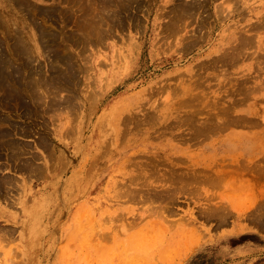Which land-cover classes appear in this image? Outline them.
<instances>
[{
  "label": "rangeland",
  "instance_id": "374dc122",
  "mask_svg": "<svg viewBox=\"0 0 264 264\" xmlns=\"http://www.w3.org/2000/svg\"><path fill=\"white\" fill-rule=\"evenodd\" d=\"M78 1L30 0L28 8L19 11L12 9L10 5L7 7L5 0H0V39L8 56L15 51V36L23 34L27 38L31 32L37 33L44 27L45 32L50 29L53 34L56 33L57 41L53 47L49 46L51 49L41 47V53L33 57L32 65L40 64L41 76L52 80L53 63L59 72L68 67L64 62H56L53 58H57V54L66 56L68 53L67 56L72 60V67L68 69L74 72L72 78L68 79L69 82L57 79L56 82L59 83L52 85L56 90L52 86H49L48 91L41 88L39 92L44 95V101L41 100L38 104H33L31 92L27 89L24 92L27 106L25 102L20 104L23 103L21 98L11 101L12 106L4 102L0 93V115L10 114L6 116V124L3 122L5 126L9 122L8 128L2 123L1 125L13 129V137L20 139L18 143L23 146L26 143L27 152L25 150L22 160L25 157L30 160L33 156L30 161L35 162L34 166L44 169L38 174L36 170H23L19 157L9 159L5 150L0 155V167H4L0 169V177L3 181H10L4 184L7 193L4 187L0 191V264H264V23H261L264 22V0H131V4L130 0H121L118 7L112 5L110 8L106 7L109 9L99 11H95L99 7L98 0L93 3L91 0ZM193 2L196 3L194 6ZM74 4H80L81 10ZM198 5H201V10ZM244 5L247 7L245 10ZM36 7L41 9L36 10ZM189 7L193 13L189 11ZM112 8H116L112 10L114 13H111ZM30 9H33L32 14ZM179 10L183 15L177 12ZM34 11L38 15L33 18ZM89 11H93L91 15ZM96 12L103 15L105 21H95L93 15H97ZM46 13L50 14L47 16ZM173 14H176L177 19ZM87 16H91L93 24L88 21ZM32 20H35V24ZM82 20L86 22L83 23ZM171 22L174 28L173 24L170 26L174 30L168 27ZM94 26L101 29L106 26L102 30L106 35L101 37H106L102 39V42L105 40L103 43L101 39H95V35L92 36L95 33L90 28ZM166 27L169 29L166 30ZM16 29L20 32L15 31ZM50 31L48 34H51ZM238 31L251 36L255 41L251 39V44H245ZM68 38L72 40L69 41ZM9 41L14 42L10 45ZM94 41L96 44L92 43ZM235 45L251 48L246 52L252 51L249 54L256 55L260 52V56L253 54V58L249 57L245 50V53L239 55L238 50L234 49ZM232 53L237 59L233 58ZM15 54L16 51L11 56L13 62L18 63L19 60L21 63V58ZM227 56L231 57L227 60ZM25 58L24 61H28ZM210 62L211 64H207ZM219 68L223 69L219 72ZM234 82H237L236 85ZM252 86L258 89L255 90ZM51 89L53 91L49 92ZM226 91L229 93H225ZM187 92L195 96H190ZM45 94L52 95L46 97ZM241 99L244 100L241 102ZM52 100L60 103L49 109L48 105ZM69 101L78 103L73 106L72 102L70 107H66L64 102ZM192 101L196 106H193ZM189 102L194 109L196 107V111L202 113H196ZM31 104L32 109L28 110ZM224 105L229 111L232 109L230 114L250 117L253 122L244 123L246 127L227 124L228 127L225 125L224 130L217 128V131L215 127L214 131L207 130L208 133L196 132V124L207 122V117L209 121L212 114L217 113L213 116L220 117H216L219 123L220 120H225L227 117L224 119L219 115L222 111L227 116ZM147 113L152 114L151 119ZM185 113L197 117L194 120L187 115L189 118L185 120ZM125 115H133L140 124H134ZM157 115L159 120L155 121L158 119ZM101 120L105 123H101ZM184 120L187 125L183 124ZM192 120L196 124H192ZM211 120L214 121L215 118L211 117ZM255 120L257 123L254 125ZM16 121L17 127L14 124ZM173 121L177 123L174 124ZM173 125L176 128L172 129L175 127ZM170 126L169 133L166 131L164 134L163 128ZM16 130L22 134H17ZM179 133L183 134L179 136ZM185 137L191 140L182 141ZM43 139L46 142L49 140L44 144ZM87 168L90 172L88 176ZM25 172L27 176H24ZM178 177L184 181L181 182ZM126 184L130 185V189L126 188ZM135 188L139 189L136 191ZM129 190L133 195L134 192H139L133 197L137 203L134 200L132 202ZM127 191L131 198L127 196L128 193L124 194ZM146 192L151 193L148 195L154 194L158 199H146ZM142 194L145 195V200L140 196ZM7 197H11L9 201L12 204H8ZM43 198H48L47 204L53 201L43 207L46 204L42 201ZM128 198L131 202L127 201ZM119 214L124 217L121 215L120 218ZM113 215L114 218L117 217L114 219ZM34 218L36 223L32 224Z\"/></svg>",
  "mask_w": 264,
  "mask_h": 264
},
{
  "label": "bare ground",
  "instance_id": "6f19581e",
  "mask_svg": "<svg viewBox=\"0 0 264 264\" xmlns=\"http://www.w3.org/2000/svg\"><path fill=\"white\" fill-rule=\"evenodd\" d=\"M69 1H70V0H69ZM77 1H78V0H77ZM86 1H87V0H86ZM93 1H94V0H91L92 3H93ZM96 1H97V0H96ZM178 1H179V0H178ZM183 1H184V0H183ZM186 1H187V0H186ZM192 1H193V0H192ZM197 1H198V0H196L195 2H197ZM204 1H205V0H204ZM207 1H208V0H207ZM210 1H211V0H210ZM227 1L229 2V0H227ZM236 1H237V0H236ZM236 1H235V2H236ZM5 2H6V4H7V7L10 5V7H11L12 9H14V10L17 9V10H19V11H20V10L23 11V10H26V7L29 5L28 2H30V0H5ZM78 2H80V0H79ZM81 2H82V1H81ZM83 2H84V0H83ZM88 2H89V0H88ZM91 2H90V3H91ZM94 2H95V1H94ZM97 2H99V7L101 6V7H103V8L100 7V9H99V7L97 6L98 9L95 10V11H99V10L104 9V8H105V9H109V8H110L109 6H112V5H113L112 7H116L117 5H119V2H121V0H119L118 2H117V0H98ZM97 2H96V3H97ZM116 2H117V3H116ZM122 2H124V1L122 0ZM147 2H148V1H147ZM181 2H182V1H181ZM199 2H200V0H199ZM202 2H203V0H202ZM202 2H201V3H202ZM205 2H206V1H205ZM235 2H234V3H235ZM237 2H238V1H237ZM32 3H33V2H32ZM74 3H76V0H75ZM92 3L90 4V6L93 5ZM137 3L141 4L140 2H137ZM149 3H150V2H149ZM179 3H180V2H179ZM182 3H184V2H182ZM186 3H187V2H186ZM189 3H190V2H188V4H189ZM201 3H200V4H201ZM207 3H208V2H207ZM207 3H203V4L205 5V4H207ZM245 3H246V2H245ZM30 4H31V3H30ZM87 4H88V3H87ZM94 4H95V3H94ZM125 4H126V3H125ZM130 4H131V0H130ZM175 4H176V3H175ZM194 4H196V3L193 2V6H194ZM203 4H202V5H203ZM223 4H224V3H223ZM230 4H231V2H230ZM230 4H228V7H229ZM235 4H237V3H235ZM35 5H36V4H35ZM74 5L79 6V7L81 6L80 4H78V5H77V4H74ZM84 5H86V3H85ZM97 5H98V4H97ZM114 5H116V6H114ZM132 5H133V4H132ZM146 5H147V4H146ZM178 5H179V4H178ZM183 5H184V4H183ZM185 5H186V4H185ZM191 5H192V4H191ZM31 6H32V5H31ZM31 6H30V7H31ZM33 6H34V5H33ZM33 6H32V7H33ZM36 6H37V5H36ZM86 6H87V5H86ZM88 6H89V4H88ZM120 6H122V5L120 4ZM120 6H119V7H120ZM133 6H134V5H133ZM136 6H137V5H136ZM140 6H141V5H138V7H140ZM142 6H143V5H142ZM148 6H149V4H148ZM172 6H173V5H172ZM193 6H192V7H193ZM219 6H220V5H219ZM237 6H238V5H237ZM244 6H245V5H244ZM259 6H260V5H259ZM79 7H78V9H79ZM91 7H92V6H91ZM106 7H109V8H106ZM117 7H118V6H117ZM123 7H124V6H123ZM126 7H127V5H126ZM173 7H174V6H173ZM178 7H179V6H178ZM184 7H185V6H184ZM187 7H188V6H187ZM187 7H186V8H187ZM190 7H191V6H190ZM190 7H189L188 9H190L189 11L192 12V8H190ZM198 7H199V5H198ZM205 7H206V6H205ZM205 7H204V8H205ZM225 7H227V6H225ZM225 7H224V8H225ZM242 7H243V6H242ZM255 7H257V6H255ZM260 7H261V6H260ZM27 8H28V7H27ZM36 8H37V7H36ZM36 8H35V9H36ZM42 8H43V7H42ZM81 8H82V7H80V10H81ZM84 8H85V6H84ZM89 8H90V7H89ZM93 8L96 9L95 6H94ZM127 8H128V7H127ZM136 8H137V7H136ZM175 8H176V7H175ZM181 8H182V5H181ZM186 8H185V10H186ZM195 8H197V6H196ZM199 8H200V10H201V5H200ZM246 8H247V7L245 6L244 10H245ZM35 9H34V10H35ZM38 9L40 10L41 8H37L36 10H38ZM85 9H86V8H85ZM113 9H114V8H112V9H110V10L112 11ZM125 9H126V8H125ZM179 9H180V7H179ZM220 9H221V8H220ZM225 9H226V8H225ZM227 9H228V8H227ZM241 9H242V8H241ZM14 10H13V11H14ZM36 10H35V11H36ZM80 10H79V11H80ZM82 10H83V9H82ZM87 10H88V9H87ZM91 10H92V8H91ZM114 10H116V8H115ZM131 10H133V9H131ZM180 10H181V9H180ZM180 10L177 11V12H180ZM203 10H204V9H203ZM218 10H219V9H218ZM222 10H223V9H222ZM27 11H28V9H27ZM29 11H30V13H31V11H33V9H30ZM35 11H34V12H35ZM44 11H45V10H44ZM105 11H106V10H105ZM127 11H128V9H127ZM172 11L174 12L175 9H173ZM172 11H170V12H172ZM193 11H194V9H193ZM240 11H241V10H240ZM0 12H1V11H0ZM41 12H42V11H40V13H41ZM47 12H48V11H47ZM49 12H50V11H49ZM52 12H53V11H52ZM80 12H81V11H80ZM90 12H91V13H90ZM92 12H93V11H89L90 15L92 14ZM109 12H110V11H109ZM137 12H139V11H137ZM187 12H188V11H187ZM198 12H199V9H198ZM198 12H197V13H198ZM221 12H222V11H221ZM249 12H250V11H249ZM13 13H14V12H13ZM26 13H28V12H26ZM35 13H36V12H35ZM35 13H34V16H32L33 18H34L36 15H38L37 13H36V14H35ZM40 13H39V14H40ZM56 13H57V12H56ZM81 13H83V12H81ZM85 13L87 14V11L84 12V14H85ZM89 13H88V14H89ZM96 13H97V12H96ZM101 13H102V11H101ZM105 13L107 14V12H105ZM111 13H114V12L112 11ZM111 13H109V14H111ZM117 13H119V12H117ZM121 13H122V12H121ZM183 13H186V12H184V10H183ZM192 13H193V12H192ZM19 14H20V13H19ZM24 14H25V13H24ZM31 14H32V13H31ZM31 14H30V15H31ZM49 14H50V13H49ZM49 14L46 13L45 15L48 16ZM86 14H85V15H86ZM94 14H95V12H94ZM128 14H129V13H128ZM133 14H134V12H133ZM168 14H169V13H168ZM177 14H178V13H177ZM180 14H181V12H180ZM180 14H179V15H180ZM188 14H189V13H187V15H188ZM194 14H196V10H195ZM51 15H52V14H51ZM107 15H108V14H107ZM111 15H112V14H111ZM119 15H120V14H119ZM130 15H131V13H130ZM171 15H172V14H171ZM171 15H169L170 18L172 17ZM181 15H183V14H181ZM184 15H185V14H184ZM52 16H53V15H52ZM78 16H79V15H78ZM83 16H84V15H83ZM115 16L118 17L117 15H115ZM121 16H122V15H121ZM123 16H125V15H123ZM123 16H122V17H123ZM136 16H137V15H136ZM136 16H135V17H136ZM166 16H168V15H166ZM173 16H174V18L177 19V17H175L176 14H175V15L173 14ZM188 16H189V15H188ZM190 16H191V14H190ZM21 17H22V16H20V18H21ZM28 17H29V16H26V18H28ZM54 17H55V16H54ZM81 17H82V16H81ZM87 17L89 18V19H88V21H89V20L91 19V18H90L91 16H87ZM93 17H94V20H95V19H96V20L98 19L100 22L103 21V20L105 21V19H106V18L104 19L103 15L98 14V13H97V15H93ZM184 17H185V16H184ZM18 18H19V17H18ZM47 18H48V17H47ZM55 18H56V17H55ZM77 18H78V17H77ZM79 18H80V17H79ZM83 18H84V17H83ZM83 18H81V19H83ZM85 18H86V17H85ZM124 18H125V17H124ZM124 18H123V19H124ZM137 18H138V17H137ZM139 18H140V17H139ZM178 18H179V16H178ZM180 18H181V16H180ZM186 18H187V17H186ZM186 18H183V20L186 19ZM50 19H52V17H51ZM53 19H54V18H53ZM66 19H67V18H66ZM86 19H87V18H86ZM113 19H114V18H113ZM120 19H122V18H120ZM130 19H131V17H130ZM133 19H134V18H133ZM259 19H260V18H259ZM263 19H264V18H263ZM22 20H23V19H22ZM29 20H30V19H29ZM54 20H55V19H54ZM96 20H95V21H96ZM115 20H116V19H115ZM174 20H175V19H174ZM174 20H172V21H174ZM178 20H180V19H178ZM2 21H3V20H2ZM32 21H33V20H32ZM32 21H31V22H32ZM34 21H35V20H34ZM34 21H33L32 23H34ZM82 21H84V20H82ZM90 21L92 22V20H90ZM122 21H123V20H122ZM138 21H139V20H138ZM138 21H136V22H138ZM169 21H170V20H169ZM181 21H182V20H181ZM258 21H259V20H258ZM258 21H257V22H258ZM260 21H261V20H260ZM38 22H39V21H38ZM85 22H86V20H85L83 23H85ZM253 22H254V21H253ZM257 22H256V23H257ZM26 23H27V22H26ZM93 23H94V22H92V24H93ZM103 23H104V22H103ZM103 23H102V24H103ZM109 23H110V22H109ZM119 23H120V22H119ZM119 23H118V24H119ZM132 23H133V22H132ZM175 23H176V22H175ZM177 23H178V22H177ZM182 23H183V22H182ZM184 23H185V22H184ZM184 23H183V24H184ZM219 23H220V22H219ZM261 23H264V22H261ZM34 24H35V23H34ZM78 24H79V23H78ZM87 24H88V23H87ZM99 24H100V23H99ZM115 24H116V23H115ZM118 24H117V26H118ZM138 24H139V23H138ZM171 24H173V23L171 22V23L168 25V27H169ZM204 24H205V23H204ZM252 24H253V23H252ZM6 25H7V23H6ZM39 25H41V24H39ZM95 25H97V23H96ZM100 25H101V24H100ZM104 25H106V24L104 23ZM104 25H103V26H104ZM120 25H121V24H120ZM139 25H140V24H139ZM250 25H251V24H250ZM254 25H255V23H254ZM256 25H257V24H256ZM36 26H38V25L36 24ZM80 26H81V24H80ZM88 26H89V25H88ZM90 26H91V24H90ZM92 26H93V25H92ZM107 26H108V25H107ZM113 26H115V25L113 24ZM122 26H123V23H122ZM220 26H221V25H220ZM247 26H248V25H247ZM251 26H252V25H251ZM257 26H258V25H257ZM8 27H9V26H8ZM41 27H42V26H41ZM84 27H85V26H84ZM105 27H106V26H105ZM105 27H104V28H105ZM108 27H109V26H108ZM170 27H171V26H170ZM172 27L174 28V24H173ZM172 27H171V28H172ZM175 27H176V26H175ZM177 27H178V24H177ZM182 27H183V26H182ZM244 27H245V26H244ZM252 27H253V26H252ZM258 27H259V26H258ZM20 28H21V27H20ZM30 28H31V27H30ZM43 28H44V27H43ZM43 28L39 29V31H38L37 33L31 32L32 34L30 33L31 35H30L29 37H27V38H26L25 35H23V34L20 35V36H15V38L17 37V38L15 39V40H16V41H15V51L17 52V54H15V55H18V56L21 58V61H22L21 63H19V62H20L19 60H18V63L16 62L17 64H16L15 62H13L14 59H13L11 56H12V54H13L15 51L13 50V51H12L13 53L11 52V54H10L11 56H8L9 54H8V55L6 54V53H7V49L4 51V48L2 47V43H3V42H2V39H0V93H2V96H1V95H0V96H1V98L4 100V102H8V103L11 104V101L16 100V99H17V100H18V99L20 100V98H21V99H22L21 101H23V103L20 102V104L23 105L24 102H25V103H26L25 106H27L28 103H27V99L25 98V93H24L25 90L27 89V90H29V91L31 92V97H32V98H31V99H32L31 101L34 102L33 104H36V103L38 104L41 100H43V96H44L43 94H42V95L40 94L41 92H39V91L41 90V88H42V89H43V88H46V90H47V89L49 88V86L51 87V86L56 82L57 79H58V80H60V79H61V80H62V79H63V80H64V79H65V80H68V79H71V78H72L74 72L69 71L70 69H68V67H69V68L72 67V60L67 56V55H68L67 52H66V53H67L66 56H65V55L60 56V55L57 54V55H56L57 58H53V59H56V62H57V61L60 62V63H61V62H64V64H65V65L67 64L68 67H67V68H64V67H66V66L64 65V67H62V68H64V69H63L61 72H59V69H57V66H55V64L52 62V63H53V67L51 68V70H53V72H52V74H53L52 76H53V77L51 76L52 80L49 79V78H45V77L41 76L42 70H41V65H40V64H38L37 66L34 65V64L32 65V63H34L32 59H34L33 57L36 56L37 54H40V53H41V51H40V48H41V47H44L45 49H48V48L51 49V47H49V46L52 45V47H53V45H55V42L57 41V39H55V38H57V37H55V34H56V33L53 34V33L50 31V29H49L48 31H50L51 34H48V31L45 32V29H43ZM104 28L102 27V29H101V27L99 28V26H94V27L90 28V30L92 29L91 32L95 33V34H92V36L95 35L94 38H95V39H98V38H99V39H101V42H102V39H103V38L106 39V37H104V36H103V38H101L102 35L104 34L103 31H102V30H104ZM173 28H172V29H173ZM255 28H256V27H254V29H255ZM261 28H262V27H261ZM46 29H47V27H46ZM78 29H79V28H78ZM108 29H109V28H108ZM168 29H169V28H168ZM168 29H167V27H166V30H168ZM180 29H181V28H180ZM249 29H250V28H249ZM249 29H248V30H249ZM254 29H253V30H254ZM259 29H260V28H259ZM259 29H256V30H259ZM17 30H18V29H16L15 31H17ZM19 30H20V29H19ZM35 30H36V27H35ZM109 30H110V29H109ZM173 30H174V29H173ZM253 30H252V31H253ZM10 31H11V30H10ZM54 31H55V30H54ZM54 31H53V32H54ZM78 31H80V30H78ZM81 31H82V30H81ZM81 31H80V32H81ZM87 31H89V30H87ZM170 31H171V30H170ZM11 32H12V31H11ZM13 32H14V31H13ZM17 32H20V31H17ZM57 32H58V31H57ZM104 32H105V31H104ZM106 32H108L107 29H106ZM238 32H239V31H238ZM242 32H243V30H242ZM242 32H239V33H241V35H240L241 38L243 37L242 39H244V40H242V41H244L245 44L248 43V42H249V44H251L250 42H252L251 39H253V38H250L251 36L248 37V36L242 34ZM244 32H246V31H244ZM249 32H250V31H249ZM15 33H16V32H15ZM15 33H14V34H15ZM88 33H89V32H88ZM110 33H111V30H110ZM172 33H173V32H172ZM255 33H256V31H255ZM24 34H25V33H24ZM57 34H58V36H59V33H57ZM82 34H83V33H82ZM89 34H90V33H89ZM89 34H87V35H89ZM107 34H108V33H107ZM245 34H246V33H245ZM252 34H254V33L252 32ZM256 34H257V33H256ZM16 35H17V34H16ZM18 35H19V34H18ZM78 35H79V34H78ZM85 35H86V33H85ZM85 35H84V37H85ZM87 35H86V36H87ZM104 35H105V34H104ZM254 35H255V34H254ZM0 36H1V35H0ZM10 36H12V35H10ZM69 36H70V35H69ZM82 36H83V35H82ZM105 36H106V35H105ZM107 36H108V35H107ZM13 37H14V36H13ZM67 37H68V35H67ZM80 37H81V36H80ZM80 37H79V38H80ZM89 37H90V35H89ZM255 37H256V36H255ZM86 38H87V37H86ZM90 38H91V37H90ZM90 38H89V39H90ZM92 38H93V37H92ZM241 38H240V39H241ZM11 39H12V38H11ZM13 39H14V38H13ZM61 39H62V38H61ZM68 39H69V41L72 40V39L70 40V38H68ZM80 39H81V38H80ZM83 39H85V38H83ZM89 39H88V40H89ZM194 39H195V38H194ZM238 39H239V38H238ZM263 39H264V38H263ZM59 40H60V39H59ZM63 40H64V39H63ZM66 40H67V39H66ZM91 40H92V39H91ZM195 40H196V39H195ZM253 40H254V39H253ZM256 40H257V39H256ZM74 41H75V39L73 40V42H74ZM97 41H100V40H97ZM104 41H105V40H104ZM104 41H103V42H104ZM242 41H241V43H242ZM254 41H255V40H254ZM9 42H10V41H9ZM9 42H8V43H9ZM13 42H14V41H13ZM13 42H10V45H12ZM103 42H102V43H103ZM263 42H264V40L262 41V44H263ZM70 43H72V42H70ZM80 43H82V42H80ZM80 43H79V44H80ZM87 43H88V42H87ZM87 43H83V45H84V44H87ZM92 43H95V41L92 42ZM59 44H60V43H59ZM75 44H76V42H75ZM95 44H96V43H95ZM98 44H99V42H98ZM237 44H238V43H237ZM237 44H236V45H237ZM249 44H248V45H249ZM254 44H255V42H254ZM61 45H63V44L61 43ZM66 45H67V44H66ZM77 45H78V44H77ZM80 45H81V44H80ZM236 45H235L234 47H236ZM260 45H261V44H260ZM260 45H259V46H260ZM3 46L6 47L5 45H3ZM67 46H68V45H67ZM67 46H64V48H66ZM73 46H74V44H73ZM78 46H79V45H78ZM239 46H240V45H239ZM239 46H237L236 48H234V49L238 50L237 54H239V55H240L242 52H244V50H245V52H246V50L248 51V49H251V48L245 49V48H241L242 46H241V47H239ZM249 46L251 47V45H249ZM12 47H13V46H12ZM60 47H61V46H60ZM62 47H63V46H62ZM68 47H69V46H68ZM253 47H254V46H253ZM260 47H262V45H261ZM55 48H56V47H55ZM58 48H59V47H58ZM58 48H57V49H58ZM82 48H83V47H82ZM232 48H233V45H232ZM240 48H241V49H240ZM263 48H264V47H263ZM263 48H262V49H263ZM227 49H228V47H227ZM54 50L56 51V49H54ZM54 50H53V53H54ZM61 50H62V49H61ZM66 50H67V49H66ZM42 51H43V50H42ZM46 51H47V50H46ZM49 51H50V50H49ZM63 51L65 52V50H63ZM67 51H68V50H67ZM59 52L62 53L61 51H59ZM59 52H58V53H59ZM83 52H84V51H83ZM224 52H225V51H224ZM229 52H230V51H229ZM233 52H234V50H233ZM245 52H244V53H245ZM249 52H252V51H249ZM249 52H246V53L249 54ZM255 52H257V51H255ZM43 53H44V52H43ZM222 53H223V52H222ZM49 54H50V53H49ZM63 54H64V53H63ZM82 54H83V53H82ZM232 54H233V53H232ZM235 54H236V52H235ZM248 54H247V55H248ZM251 54H252V55H251ZM253 54H255V53H250V54H249V57L252 56V58H253V56H254ZM257 54H258V55H256V54H255V55L259 57V56H260V55H259L260 52H258ZM50 55H51V54H50ZM61 55H62V54H61ZM71 55H72V54H70V56H71ZM223 55H225V54H223ZM229 55H231V54L229 53ZM233 55H234V54H233ZM247 55H246V56H247ZM51 56H52V55H51ZM219 56H220V55H219ZM219 56H218V57H219ZM25 57L28 59V61H26V62L24 61V58H25ZM54 57H55V55H54ZM86 57H87V55H86ZM215 57H216V55H215ZM215 57H214V59H215ZM228 57H231V56H227V60H228ZM242 57H243V56H242ZM20 58H19V59H20ZM26 58H25V59H26ZM216 58H217V57H216ZM220 58H222V56H221ZM223 58H224V56H223ZM225 58H226V57H225ZM233 58L237 59V58L235 57V55H234ZM233 58H232V59H233ZM247 58H248V57H247ZM85 59H86V58H85ZM214 59H213V60H214ZM235 59H234V60H235ZM238 59H239V57H238ZM249 59H250V58H249ZM217 60H218V59H217ZM217 60H215V61H217ZM227 60H226V61H227ZM239 60H241V59H239ZM213 62H214V61H213ZM219 62H220V61H219ZM52 63H50V64H52ZM214 63H215V62H214ZM217 63H218V61H217ZM224 63H225V62H224ZM227 63H228V62H227ZM233 63H234V62H233ZM56 64H57V63H56ZM58 64H59V63H58ZM62 64H63V63H62ZM207 64H211V62H210V63H207ZM207 64H206V65H207ZM212 64H213V63H212ZM229 64H231V63L229 62ZM201 65H202V64H201ZM214 65H215V64H214ZM220 65H221V63H220ZM222 65H223V63H222ZM224 65H225V64H224ZM224 65H223V66H224ZM203 66H204V65H203ZM203 66H202V67H203ZM49 67H50V66H49ZM202 67H201V68H202ZM208 67H211V66H208ZM227 67H228V66H227ZM230 67H231V66L229 65L228 68H230ZM58 68H59V67H58ZM76 68H77V67H76ZM88 68H89V67H88ZM206 68H207V66H206ZM213 68H215V67L213 66ZM216 68H217V67H216ZM223 68H225V67H223ZM223 68H222V69H223ZM228 68H227V69H228ZM80 69H81V68H80ZM89 69H90V68H89ZM202 69H203V68H202ZM222 69L219 68L218 71H219V70H222ZM227 69H226V70H227ZM86 70H87V72L89 71L88 69H86ZM78 71H79V70H77V73H78ZM80 71H81V70H80ZM205 71H206V70H205ZM219 72H220V71H219ZM221 72H222V71H221ZM243 72H244V71H243ZM49 73H50V72H49ZM77 73H75V76L77 75ZM50 74H51V73H50ZM61 74H63L65 77H64V78L61 77V76H63V75H61ZM78 74H79V73H78ZM209 74H210V73H209ZM211 74H212V73H211ZM214 74H215V73H214ZM217 74H218V73H217ZM219 74H220V73H219ZM244 74H248V73H244ZM212 75H213V74H212ZM215 75H216V74H215ZM249 75H250V74H249ZM249 75H248V76H249ZM45 76H46V74H45ZM78 76H79V75H78ZM78 76H77V77H78ZM245 76H246V75H245ZM245 76H244V79H245ZM46 77H47V76H46ZM214 77H215V76H214ZM246 77H247V76H246ZM249 77H251V76H249ZM74 78H75V77H74ZM74 78H73V80H75ZM78 79H79V78H78ZM242 79H243V78H242ZM247 79H248V78H247ZM65 80H64V81H65ZM76 80H77V79H76ZM234 81H235V80H234ZM242 81H243V80H242ZM242 81L237 80V82H242ZM245 81H247V80H245ZM249 81H250V79H249ZM57 82L59 83V81H57ZM57 82H56V83H57ZM60 82H61V81H60ZM65 82H66V81H65ZM68 82H69V80H68ZM71 82H72V81H71ZM226 82H227V81H226ZM232 82H233V81H231V84H232ZM237 82H234L235 85H236ZM243 82H244V81H243ZM222 83H223V81H222ZM246 83H248V82H246ZM61 84H62V83H61ZM217 84H218V83H217ZM217 84H215V85H217ZM54 85H56V84H54ZM64 85H65V84H64ZM218 85H219V84H218ZM233 85H234V84H233ZM238 85H239V84H238ZM241 85H244V84H241ZM221 86H222V85H221ZM223 86H224V85H223ZM226 86H227V83L225 84V87H226ZM239 86H240V85H239ZM244 86H245V85H244ZM244 86H243V87H244ZM249 86H250V85H249ZM54 87H56V86H54ZM61 87H62V86H61ZM228 87H229V86H228ZM252 87H253V86H252ZM252 87H251V88H252ZM254 87H255V86H254ZM254 87H253V88H254ZM256 87H257V86H256ZM52 88H53V86H52ZM251 88L249 87V89H251ZM262 88H263V87H262ZM53 89H54V88H53ZM59 89H60V87H59ZM158 89H159V88H158ZM221 89H222V88H221ZM237 89H239V87H238ZM241 89H242V87H241ZM244 89H245V88H244ZM249 89H246V90L250 91ZM254 89H255V88H254ZM257 89H258V88H257ZM257 89H255V90H257ZM44 90H45V89H44ZM54 90H56V89H54ZM229 90H230V87H229ZM229 90H228V91H229ZM232 90H233V89H232ZM232 90H230V91H232ZM234 90H235V89H234ZM242 90H243V89H242ZM242 90H241V92H242ZM47 91H48V90H47ZM52 91H53L52 89H51V91L49 90V92H52ZM220 91H221V90H220ZM224 91H225V90H224ZM224 91H223V92H224ZM244 91H245V90H244ZM30 92H29V93H30ZM44 92H45V91H44ZM49 92H48V93H49ZM54 92H55V91H54ZM232 92H233V91H232ZM232 92H231V93H232ZM236 92H237V91H236ZM250 92H251V91H250ZM250 92H249V93H250ZM42 93H43V91H42ZM45 93H47V92H45ZM225 93H229V92L226 91ZM234 93H235V92H234ZM244 93H245V92H244ZM249 93H248V94L246 93V94L249 95ZM187 94H188V92H187ZM192 94H193V93H192ZM223 94H224V93H223ZM242 94H243V93H242ZM47 95H49V94H47ZM47 95L45 94L46 97H47ZM51 95H52V94H51ZM51 95H49V97H51ZM188 95H190V96H195V95H191L190 93H189ZM226 95L228 96V94H226ZM226 95H225V96H226ZM233 95H234V94H233ZM236 95H237V94H236ZM247 95H246V96H247ZM70 96H71V95H70ZM234 96H235V95H234ZM244 96H245V95H244ZM53 97H54V94H53ZM68 97H69V96H68ZM68 97H66V98H68ZM72 97H73V96H72ZM222 97H223V95H222ZM222 97H221V98H222ZM74 98H76V97H74ZM194 98H195V97H194ZM194 98L192 97L191 99H194ZM244 98H245V97H244ZM2 99H1V100H2ZM52 99L54 100V98H52ZM56 99H57V98H56ZM64 99H65V98H64ZM64 99H62V101H63ZM235 99H236V98H235ZM45 100H46V99H45ZM53 100L51 101L52 103H50V104L48 105V107H50L49 109H51L53 106L55 107L56 103L59 102V101H58V102H53ZM57 100H58V99H57ZM57 100H56V101H57ZM60 100H61V99H60ZM65 100H66V99H65ZM67 100H69V99H67ZM72 100H74V99H72ZM89 100H90V99H89ZM185 100H187V99H185ZM185 100H184V101H185ZM194 100H195V99H194ZM221 100H222V99H221ZM243 100H244V99H241L240 101L242 102ZM245 100H246V98H245ZM29 101H30V100H29ZM43 101H44V100H43ZM49 101H50V100H49ZM54 101H55V100H54ZM70 101H71V98H70ZM70 101H69V102H64V104L66 103V107H67V106L70 107V105L72 104V102H73V104H72L73 106H74V104L77 105V103H78V102H77V103H74V101H72V102H70ZM189 101H190V100H189ZM219 101H220V99H219ZM219 101H218V103H219ZM236 101H237V99H236ZM236 101H234V102L236 103ZM2 102H3V101H2ZM17 102H18V101H17ZM45 102H46V101H45ZM45 102H44V103H45ZM90 102H91V101H90ZM94 102H97V101H94ZM186 102H188V101H186ZM186 102H185V103H186ZM215 102H216V101H215ZM225 102H228V100L225 101ZM229 102H230V101H229ZM47 103H48V102H47ZM59 103H60V102H59ZM62 103H63V102H62ZM62 103H61V104H62ZM190 103H191V102H189V106H191V108H193L192 105H190ZM192 103H193V106H194V105L196 106V104H194V101H192ZM221 103H222V102H221ZM3 104H4V103H3ZM14 104H15V103H14ZM16 104L19 105V103H16ZM40 104H41V103H40ZM40 104H39V105H40ZM61 104H60V105H61ZM183 104H184V103H183ZM216 104H217V103H216ZM219 104H220V103H219ZM231 104H232V103H231ZM6 105H7V104H6ZM11 105H12V104H11ZM11 105H10V106H11ZM57 105H58V104H57ZM62 105H63V104H62ZM90 105H91V104H90ZM90 105H89V106H90ZM220 105H221V104H220ZM229 105H230V104H229ZM229 105H228V107H229ZM232 105H233V107H234V104H232ZM12 106H13V105H12ZM12 106H11V108H12ZM30 106H31V107H28V108L26 107V108H27L28 110H31V109H32V104H31ZM33 106H34V105H33ZM41 106H42V105H41ZM63 106H65V105H63ZM73 106H72V108H74ZM186 106H188V104H187ZM230 106H231V105H230ZM54 107H53V108H54ZM75 107H76V106H75ZM142 107H143V105H142ZM197 107H198V106H197ZM224 107H225L224 109L227 110V113L225 112V113L227 114V116L223 115L222 113H224V112H222V111H220L221 114H219V115H220L222 118H224V117H227V118H226V119L224 118L225 120H223V121L220 120L221 123H219L218 120H217V119L220 118V117H218V116H215V117H214V116H213V115H216L217 113H216V114H212V116H209V117H210V120H211V117H213V118H215L216 122H215V120H214V121L211 120L212 122H210V120L208 121V119H207L208 117H207V118L205 119V121L207 120V122H205V123L202 122V123H199V124H196L195 121H194L195 118H196L197 116H195V115H194L195 117H194V116H191V114H189V113H191V112H189V113H185V114H186V116L189 115V116H191L192 118H194V120H192V121H193L192 124H196V125H197V128H195V129H196V132H198V133L201 132V134H203L202 132H204V131L206 132V131L209 130V129H211V131H214V128H215V127H216V128H215L216 130H217V128H220V130H224L225 125H227V124H228V125L230 124L229 126H231V124H232V125L234 124L235 126H236V125H238V126H245L244 123H246V122H247V123H251V122H253V120H250V117H245V116H243V115H241V114H240V115H239V114H234V115L230 114V113H231L230 111H232V109L229 111V108L226 109L227 107H226L225 105H224ZM19 108H20V107H19ZM21 108H22V107H21ZM23 108H24V107H23ZM30 108H31V109H30ZM37 108H38V107H37ZM41 108H42V107H41ZM46 108H47V107H46ZM46 108H45V109H46ZM76 108H77V107H76ZM8 109H9V108H8ZM13 109H14V107H13ZM95 109H96V108H95ZM143 109H144V108H142V110H143ZM195 109H196V107H195ZM195 109L193 108V110H195ZM197 109H198V108H197ZM203 109H204V108H203ZM205 109H206V108H205ZM208 109H209V106H208ZM208 109H206V110L208 111ZM218 109L221 110L219 107H218ZM233 109H235V107H234ZM24 110H25V108H24ZM24 110H22V111H24ZM37 110H38V109H37ZM46 110H47V109H46ZM52 110H53V109H52ZM33 111H34V109H33ZM48 111H49V110H48ZM73 111H76V110L73 109ZM202 111H203V110H202ZM27 112H28V111H27ZM29 112H30V111H29ZM132 112H133V111H132ZM192 112H193V111H192ZM195 112H196V113H197V112L199 113V112H201V111H196V110H195ZM218 112H219V111H218ZM220 112H219V113H220ZM196 113H195V114H196ZM201 113H202V112H201ZM203 113H204V111H203ZM232 113H234V112H232ZM3 114H4V113H3ZM3 114L0 115V155H2V153H4V150H5V151H6L5 153L8 155V158H9V159H10V158H12V159H13V158H16V159H17L18 157L20 158L21 166H20V165H19V166H20L21 168H23V170H24V168H27V169H29V170H34V172H35V170H36V171H37L36 174H38L39 172L42 173V172L44 171V169H39V168H40L39 166H38V168H37L36 166H34V163H35V162L32 163V162L30 161V160L33 158V156H32V158H31L30 160H26L28 157H27V158L25 157L26 159L24 158V160H22V159H23V156H24L23 154H25V150H26V152H27V149L25 148V146H26L25 144H26V143H25L24 146H23V145L20 144V142L18 143V140H20V139L17 140L15 137H13V135L15 134V132H13V133H14V134H13L12 131H11V130H13V129H7L8 126H9V122H8L7 126H5V125L3 124V122H4L5 120H8V118H7L6 116H7L9 113H8L6 116H4ZM24 114H25V113H24ZM132 114H134V113H132ZM145 114H146V113H145ZM193 114H194V112H193ZM9 115H10V114H9ZM31 115H32V114H31ZM107 115H108V114H107ZM135 115H137V113H136ZM147 115H150L149 118L151 119V117H152L151 115H152V114H150V113L148 114V113H147ZM155 115H156V114H155ZM196 115H197V114H196ZM28 116H29V115H28ZM109 116H110V115H109ZM125 116H126V115H125ZM139 116H142V115H139ZM139 116H138V117H139ZM177 116H178V115H177ZM181 116H182V115H181ZM186 116H185V120L189 118L188 116H187V118H186ZM11 117H12V116H11ZM32 117H34V116H32ZM126 117H127V116H126ZM128 117H130V116L128 115ZM128 117H127V118H128ZM153 117H155V119H156V116H153ZM157 117H158V119L155 120V121H158V120H159V116H158V115H157ZM191 117H190V119H191ZM216 117H218V118H216ZM108 118H109V117H108ZM139 118H140V117H139ZM139 118H138V119H139ZM149 118H148V119H149ZM177 118H178V117H177ZM181 118H182V117H181ZM9 119H10V118H9ZM99 119H101V116H100ZM99 119H98V120H99ZM141 119H142V118H141ZM141 119H140V120H141ZM144 119H145V118H144ZM146 119H147V118H146ZM153 119H154V118H153ZM179 119H180V117H179ZM182 119H184V118H182ZM190 119H189V120H190ZM197 119H198V118H197ZM251 119H252V118H251ZM13 120H14V118H13ZM122 120H123V119H122ZM126 120H128V119H126ZM129 120H130L131 122H133L134 124H136V125H138V123L140 122V121L138 122L137 118L134 117L133 115L130 117ZM129 120H128V121H129ZM185 120H184V121H185ZM14 121H15V120H14ZM144 121H146V120H144ZM147 121H148V120H147ZM149 121H150V120H149ZM177 121H178V120H177ZM179 121H181V120H179ZM184 121H183V124H184V125H185V124L187 125V122L185 121L186 123H184ZM187 121H188V120H187ZM190 121H191V120H190ZM196 121H197V120H196ZM11 122H12V120H11ZM11 122H10V123H11ZM17 122H18V121L14 122V124H16ZM103 122H104V120H103ZM103 122H102V120H101V123H103ZM142 122H143V121H142ZM142 122H141V124H142ZM151 122H153V121H151ZM188 122H189V121H188ZM199 122H200V121H199ZM1 123H2L3 126H5V127H7V128L3 127V126L1 125ZM4 123H5V122H4ZM104 123H105V122H104ZM127 123H128V122H127ZM129 123H130V122H129ZM170 123H171V122H170ZM173 123H174V121H173ZM175 123H177V122H175ZM175 123H174V124H175ZM190 123H191V122H190ZM197 123H198V121H197ZM256 123H257V121L255 120L254 125H255ZM5 124H6V123H5ZM11 124H13V123H11ZM19 124H20V123H19ZM139 124H140V123H139ZM147 124H148V123H147ZM158 124H159V122H158ZM167 124H168V123H167ZM180 124H181V123H180ZM215 124H216V125H215ZM17 125H18V124H16L15 126L17 127ZM101 125H102V124H101ZM155 125H156V124H155ZM162 125H164V124H162ZM162 125H161V126H162ZM168 125H170V124H168ZM171 125H172V124H171ZM188 125H190V124L188 123ZM228 125H227V127H228ZM234 125H233V126H234ZM247 125H248V124H247ZM258 125H259V124H258ZM23 126H24V125H23ZM133 126H134V125H133ZM173 126H175V125H173ZM177 126H178V124H177ZM181 126H182V125H181ZM192 126H195V125H192ZM11 127H12V126H11ZM11 127H10V128H11ZM134 127H135V126H134ZM157 127H158V126H157ZM157 127H156V128H157ZM164 127H165V125H164ZM179 127H180V126H179ZM188 127H190V128L193 129V127H191V126H188ZM222 127H223V129H222ZM245 127H246V126H245ZM247 127H249V126H247ZM250 127H252V124L250 125ZM254 127H255V126H254ZM12 128H13V127H12ZM161 128H163V127H161ZM168 128H171V126H170V127L163 128V129H164V132H165L164 134H166V131L168 132ZM174 128H176V126H175V127H172V129H174ZM212 128H213V130H212ZM14 129H15V128H14ZM16 129H17V128H16ZM19 129L21 130L20 127H19ZM19 129H18V130H19ZM159 129H160V128H159ZM185 129H186V128H185ZM25 130H26V129H25ZM190 130H191V129H190ZM14 131H15V130H14ZM16 131H17V130H16ZM21 131H23V130H21ZM69 131H70V130H69ZM69 131H68V132H69ZM156 131H157V129H156ZM209 131H210V130H209ZM211 131H210V132H211ZM217 131H218V130H217ZM25 132H26V131H25ZM25 132H23V133H25ZM187 132H188V131H187ZM196 132H195V133H196ZM20 133L22 134V132H20ZM20 133H18V131H17V134H20ZM168 133H169V132H168ZM192 133L194 134V131H193ZM198 133H197V134H198ZM206 133H208V131H207ZM12 134H13V135H12ZM21 134H20V135H21ZM170 134H171V133H170ZM179 134H180V133H179ZM182 134H183V133H182ZM182 134H180L179 136H181ZM189 134H190V133H189ZM197 134H196V135H197ZM151 135H152V134H151ZM184 135H185V134H184ZM187 135H188V134H187ZM187 135H186V136H187ZM190 135H191V134H190ZM196 135H195V136H196ZM15 136H16V135H15ZM43 136H44V135H43ZM193 136H194V135H192V137H193ZM46 137H47V134H46ZM160 137H161V136H160ZM174 137H176V136H174ZM190 137H191V136H190ZM190 137H189V138H190ZM198 137H199V134H198ZM44 138H45V137H44ZM154 138H157V137L154 136ZM194 138H195V137H194ZM176 139H177V138H176ZM43 140H44V139H43ZM48 140H49V139H48ZM48 140H47V142H48ZM180 140H182V138H181ZM186 140H191V139H188V138L186 139V137H185V140H182V141H186ZM41 142H42V141H41ZM45 142H46V141L44 140V144L47 143V142H46V143H45ZM131 142H132V141H131ZM138 142H139V141H138ZM44 144H43V145H44ZM48 145H49V144H48ZM130 145H132V144H130ZM46 146H47V145H46ZM49 146H50V145H49ZM27 147H28V146H27ZM29 147H30V146H29ZM44 148H45V147H44ZM28 150H30V148H29ZM48 150H49V149L47 148V151H48ZM32 151H33V149H32ZM125 151H126V150H124V152H125ZM30 153H32V152H30ZM38 154H39V153H37V155H38ZM27 155H29V154H27ZM4 156H5V155H4ZM48 156H51V155H48ZM52 156H53V155H52ZM5 158H6V157H5ZM35 158H36V157H35ZM132 158H134V157H132ZM3 159H4V158H3ZM45 159H46V158H45ZM32 160H33V159H32ZM37 160H38V159H37ZM0 161H1V160H0ZM10 161H11V160H10ZM3 162H4V161H3ZM14 162L17 163L18 161H14ZM14 162H13V165H15ZM93 162H95V161H92V163H93ZM5 163H7V162H5ZM11 163H12V162H11ZM11 163H10V164H11ZM18 163H19V162H18ZM102 163H103V162H102ZM7 164H8V163H7ZM37 164L40 165V163H37ZM37 164H35V165H37ZM50 164H51V161H50ZM52 164L54 165L55 163L52 162ZM11 165H12V164H11ZM11 165H10V166H11ZM48 165H49V164H48ZM93 165H94V164H93ZM93 165H92V166H93ZM103 165H104V164H103ZM0 166H1V165H0ZM3 166H4V165H3ZM8 166H9V165H8ZM8 166H7V167H8ZM44 166H45V165H44ZM49 166L52 167L51 165H49ZM54 166H56V164H55ZM54 166H53V167H54ZM100 166H101V165H100ZM149 166H150V164H149ZM42 167H43V165H42ZM3 168H4V167H3ZM3 168L0 167V169H3ZM36 168H37V169H36ZM56 168H57V167H56ZM56 168H53V169L55 170ZM85 168H86V167H85ZM88 168H89V167H88ZM88 168L86 169V170H88V172H87V174H86L87 176H88V173H90ZM90 168H91V167H90ZM154 168H155V167H154ZM21 170H22V169H21ZM21 170H20V171H21ZM45 170H46V168H45ZM86 170H85V171H86ZM142 170H143V169H142ZM152 170H153V169H152ZM152 170L150 169V171H152ZM155 170H156V168H155ZM18 171H19V169H18ZM85 171H84V172H85ZM148 171H149V170H148ZM0 172H1V171H0ZM22 172H23V171H22ZM28 172H29V171H28ZM52 172H53V171H52ZM30 173H31V171H30ZM85 173H86V172H85ZM140 173H141V172H140ZM142 173H143V172H142ZM158 173H159V172H158ZM32 174H33V171H32ZM45 174H46V173H45ZM78 174H79V173H78ZM81 174H82V172H81ZM151 174H152V173H151ZM0 175H1V174H0ZM25 175H26V172H25L24 176H25ZM29 175H30V174H28V176H29ZM39 175H41V174H39ZM39 175H38V176H39ZM79 175H80V174H79ZM139 175H140V174H139ZM3 176H5V175H2V177H3ZM26 176H27V175H26ZM30 176H31V175H30ZM41 176H42V175H41ZM43 176H44V175H43ZM77 176H78V175H77ZM137 176H138V174H137ZM187 176H188V175H187ZM11 177H12V176H11ZM32 177H33V175H32ZM35 177H36V176H35ZM35 177H34V178H35ZM47 177H48V176H47ZM138 177H139V176H138ZM138 177H137V178H138ZM150 177H151V175L149 176V178H150ZM171 177H173V176H171ZM0 178H1V177H0ZM6 178L9 179L8 176H7ZM6 178H5V179H6ZM29 178H30V177H29ZM29 178H28V179H29ZM34 178H33V179H34ZM73 178H74V175H73ZM135 178H136V176H135ZM135 178H134V179H135ZM141 178H142V177H141ZM146 178H147V177H146ZM167 178H168V177H167ZM173 178H174V177H173ZM178 178H180V177H178ZM15 179H16V177H15ZM15 179H14V180H15ZM80 179H81V178H80ZM168 179H169V178H168ZM182 179H183V178H182ZM182 179L180 178V181H181ZM3 180H4V179H2V178L0 179V191L3 190V189L1 190V188H3V187L5 188L6 185L4 186V184H6V183H10V181H8V180H5V181H3ZM10 180H12V179L10 178ZM16 180H17V179H16ZM18 180H19V179H18ZM2 181H3V182H2ZM12 181H13V180H12ZM22 181H23V180H22ZM33 181H34V180H33ZM133 181H134V180H133ZM136 181H137V179H136ZM178 181H179V180H178ZM183 181H184V180H183ZM183 181H181V182H183ZM13 182H15V181H13ZM13 182H11V183H13ZM19 182H20V181H19ZM28 182H29V184H30V181H29V180H28ZM130 182H131V180H130ZM20 183L22 184V182H20ZM31 183H32V182H31ZM133 183H135V182H133ZM15 184H16V183H15ZM15 184H14V185H15ZM8 185H10V184H8ZM16 185H17V184H16ZM54 185H56V184H54ZM126 185H127L126 188H129V189H130V187H129L130 185H129V184H126ZM128 185H129V186H128ZM45 186H46V185H45ZM177 186H178V185H177ZM177 186H176V187H177ZM181 186H182V185H181ZM11 187H12V186H11ZM55 187H56V186H55ZM178 187H180V186H178ZM180 188H182V187H180ZM5 189H6V193H7V188H5ZM13 189H14V188H13ZM15 189H16V187H15ZM131 189H134V188H132V186H131ZM138 189H139V188H137V190H138ZM85 190H86V189H85ZM135 190H136V188H135ZM135 190H134V191H135ZM137 190H136V191H137ZM141 190H144V189H141ZM168 190H169V189H168ZM170 190H171V189H170ZM172 190L175 191L174 188H173ZM4 191H5V190H4ZM10 191H11V189H10ZM16 191H17V194H19V193H18L19 190L17 189ZM52 191H54V190H52ZM134 191H133V192H134ZM149 191H150V190H149ZM11 192H12V191H11ZM24 192H25V191H24ZM54 192H55V194L57 195L56 191H54ZM129 192H130V190H129ZM129 192L127 191V192L124 193V194L126 195V194L128 193L127 196L130 197V195H131V194L133 195V193L130 192L131 194L129 195ZM141 192H142V191H141ZM143 192H144V191H143ZM170 192H171V191H170ZM50 193H51V192H50ZM148 193H149V192H146L147 196L143 195L144 193H143L142 195H140V196H142L143 198H144V196H145L146 199L149 198L150 200H151V199L153 200V199H156V198H157V197H155L154 194H153V195H154V196H153V195H148ZM158 193H159V192H158ZM8 194H10L9 196H11V193H8ZM8 194H7V195H8ZM20 194H21V193H20ZM134 194H135V195H136V194H139V192H134ZM140 194H141V193H140ZM149 194H151V193H149ZM155 194H156V192H155ZM165 194H167L166 191H165ZM0 195H2V194H0ZM27 195H28V194H27ZM47 195H49V194H47ZM56 195H55V197H56ZM132 195H131V197H132V199H131L132 202H133V200H134V203H137V202H135V201H137V200H135L136 198L133 199V197H136V196H135V195L132 196ZM159 195H160V194H159ZM159 195L157 194V196H159ZM13 196H14V195H13ZM20 196H21V195H20ZM138 196H139V195H138ZM138 196H137V197H138ZM140 196H139V197H140ZM152 196H153V198H152ZM14 197H15V196H14ZM14 197H13V200H14ZM33 197H35V196H33ZM47 197H48V196H47ZM50 197H52V196H50ZM124 197H125V196H124ZM131 197H130V198H131ZM165 197H166V196H165ZM0 198H1V197H0ZM7 198H8V197H7ZM9 198L11 199V197H9ZM9 198H8V201H9ZM15 198H16V197H15ZM143 198L141 199L142 202L145 200V198H144V200H143ZM162 198H164V197H162ZM167 198H169V197H167ZM16 199H17V198H16ZM27 199H29V197H28ZM43 199H44V198H43ZM53 199H54V198H53ZM157 199H158V198H157ZM170 199H171V198H170ZM3 200H4V199H3ZM6 200H7V199H6ZM18 200H20V199H18ZM128 200H129V198L127 199V201H128ZM161 200H163V199H161ZM164 200H165V199H164ZM171 200H172V199H171ZM4 201H5V200H4ZM16 201H17V200H16ZM16 201H15V202H16ZM42 201H45L46 204H44V206H43V207H45V205H49L53 200L50 201V198H49V201H50L49 204H47V202H48V198H47L46 200L44 199V200H42ZM46 201H47V202H46ZM121 201H122V200H121ZM125 201H126V200H125V198H124V202H125ZM148 201H149V200H148ZM165 201H166V200H165ZM165 201H164V202H165ZM168 201H169V200H168ZM9 202H10V201H9ZM9 202H8V204H12L11 202H10V203H9ZM17 202H18V201H17ZM129 202H131V201L129 200ZM146 202H147V201H146ZM149 202H150V201H149ZM152 202H153V201H151V203H152ZM154 202H155V201H154ZM162 202H163V201H162ZM41 203H44V202H41ZM143 203H144V202H143ZM147 203H148V202H147ZM22 204H23V203H22ZM160 204H161V202H160ZM35 206H36V205H35ZM35 206H34V207H35ZM40 206H41V204H40ZM43 207H42V208H43ZM46 207H47V206H46ZM25 208H27V207H25ZM35 208H36V207H35ZM35 208H34V209H35ZM162 208H163V207H162ZM20 210H21V209H20ZM42 210H44V208H43ZM21 211H23V210H21ZM21 211H20V212H21ZM26 211H27V209H26ZM34 212H36V214H37V211H34ZM43 212H44V211H43ZM43 212H42V213H43ZM162 212H163V211H162ZM23 213H24V212H23ZM36 214H35V215H36ZM35 215H34V216H35ZM40 215H41V214H40ZM115 215H116V214H115ZM117 215H118V214H117ZM121 215H123V214H119V217H120ZM36 216H39V214H37ZM29 217H31V216H29ZM116 217H117V216H116ZM116 217H115V218H116ZM122 217H124V215H123ZM35 218H36V220H37V217H35ZM35 218H34V221H35ZM39 218H40V217H39ZM39 218H38V219H39ZM112 218H114V215L112 216ZM112 218H111V219H112ZM115 218H114V219H115ZM120 218H121V217H120ZM27 219H28V218H27ZM31 219H32V218H31ZM122 219H123V218H122ZM92 220H93V219H92ZM92 220H91V221H92ZM133 220H134V219H133ZM24 221H27V220L25 219ZM34 221L32 220V222H33L32 224H35V223H36V221H35V222H34ZM23 224H24V223H23ZM30 226H31V224H30ZM32 227H33V226H32ZM28 229H29V228H28ZM105 235H106V234H105ZM105 235H104V236H105ZM172 249H173V248H172Z\"/></svg>",
  "mask_w": 264,
  "mask_h": 264
}]
</instances>
